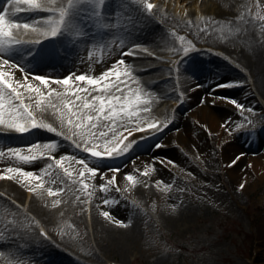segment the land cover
<instances>
[{
  "label": "rangeland",
  "instance_id": "obj_1",
  "mask_svg": "<svg viewBox=\"0 0 264 264\" xmlns=\"http://www.w3.org/2000/svg\"><path fill=\"white\" fill-rule=\"evenodd\" d=\"M97 1L74 0L66 20L68 38L72 40V46L75 47L74 49L80 53L85 61L90 58L89 47L91 44L93 48H97L101 43L106 46L105 52L107 53L104 62L108 63L113 62L112 55L109 56L108 54L112 50V45L114 49L116 48L120 52L121 49H126L134 42L157 43L148 38L136 39L140 41H133L132 39L122 47H116V44L112 43V39L109 37V27L111 22L119 21L120 14L116 11L110 12L109 7L105 9L103 20L107 30L104 37H102L101 33L96 30L95 13H93ZM129 1L136 3V0ZM177 1L160 0L161 10L167 9L168 5L174 6ZM211 1L180 0L186 6L180 7L182 10L178 11L179 18L175 20L178 21L179 27L188 24L187 27L196 37L195 41L199 40L198 35L205 31V26H207V29L211 27V20L206 16L213 14V12L208 14L198 13L194 16L196 17L194 20L191 17L184 18L182 15L185 16L188 9H195V3L199 6V10L205 11L204 4H210ZM238 1H240L238 8L241 7L242 12L240 9H237V12L238 14L241 13V17L245 14L244 17L246 16L252 24L251 32L258 35L255 30H260L264 34V0ZM16 2L20 3L22 0H15L13 5H16ZM137 2L141 4L143 10H147L142 0H137ZM91 5L92 9H90ZM36 12L37 10L33 11L34 17L29 23L37 22L39 17L52 15L51 12L46 10H42L40 14ZM246 18L244 21H246ZM184 28H179V31H189L187 29L183 30ZM172 32L170 31V34L166 36L167 40L170 39ZM208 33L210 32L208 31ZM185 41L187 47H190L189 41L191 42L192 39L188 38ZM193 44L196 45V43ZM201 45L212 51L220 52V45L213 44L217 46L215 50L207 44ZM181 47H184L183 44H180L179 49ZM196 49L197 47L189 51L182 59L189 56ZM210 50L205 51L208 56L214 57ZM181 53V51H178L174 55H180ZM145 54L147 53L145 52ZM224 54L227 57H225L226 59L232 60L230 54L227 52H224ZM147 59L151 60L152 58L148 57ZM192 61L193 58H188L179 73L193 82L202 83L201 80L194 78L188 69L187 64L192 63ZM169 63L165 58H161V67L156 63L159 66L157 74L164 70L162 67H170ZM234 63L238 64L239 68H236L240 70L242 68L241 64L245 66L249 61L241 59L240 61L234 60ZM242 69L246 71V68ZM139 71L146 74V67L143 66L142 69L137 70L138 73ZM244 71V74H240L237 79H234L225 76L221 66H216L210 70L214 85V91L211 94L231 99L246 94V100L249 102L242 103L245 107L240 109L238 114L232 113L231 116H228V119L220 121L221 128H223L220 133L217 132L216 134L209 127V123L203 119L204 109H201L200 103L197 101L193 105H184L183 103L180 106L181 108H178L176 116L179 112L191 122L193 133L196 135V139L191 138L194 139L193 145L190 139L189 142L183 140L182 134H185V130L182 123H176V120H174L171 127H166L159 136L154 137L150 141L151 143L147 142L145 146L150 143L148 147H142L143 142L135 155L126 157L123 165L92 163L82 155L79 146L71 143L72 148L69 151L72 156L85 159L90 163V166L101 171L108 169L123 170L135 164L137 159L153 155L150 161L153 169L156 170L159 167L162 172L168 173L165 177L166 180H154L149 174L145 175L144 171H141V174L135 173L133 176L136 179L130 181V188H125L121 186V181L124 179L121 180L118 172L115 173V181L107 193L100 189V192L103 193L101 200L104 195L108 198L107 194L110 197L117 196L123 199L126 206L131 208L130 211L133 214L136 212H143L144 214V220L131 237L132 239L130 241L125 239L128 238V233H124L122 236L123 249L115 246H104L99 231L101 228L95 226L93 230L87 218H84V215L82 217V212L86 209L87 203L90 202L89 198L95 200L99 185L107 182L100 173H97L94 179L90 178L89 180L94 189H89V191H92L91 196L88 195L87 191L82 192L80 190L82 186L75 176L62 183L63 194L66 197L64 204L57 211L54 218H46L48 221L43 223L51 238L41 236L47 240L41 238L38 240L32 237L30 233L23 232L20 227L22 217L19 218V213L14 210L16 207L12 208L0 202V264H59L61 253L69 256L67 258L70 261L67 264H107L112 261L121 264H264V174L256 171L254 164H257V162L252 161V159L256 160L263 156L262 147L264 145L261 143L254 149H250V141L245 138L248 133L253 134L255 138L264 136V99H261L255 92L256 89L252 86L251 80ZM173 75L174 71L162 77L160 76V78H171L162 88L165 87L169 90L170 86L174 85L173 77H171ZM237 80H239V83L234 84V86H223L228 82ZM218 85L224 88L219 89ZM259 86L264 89V81H261V79H259ZM132 87L135 88L136 85H132ZM202 90L203 86L200 91ZM219 90H229V92ZM259 93L261 92L259 91ZM96 94H98L97 91L91 93V95ZM119 94L127 97L126 91H121ZM169 98L170 95L164 97L159 95L153 99L150 98L148 103L144 105V109L138 113V116L145 118L151 112L145 118V121L155 117L152 110L146 109L154 103L153 100H157L158 104L166 105ZM28 102L30 103L29 100ZM158 108L165 110L170 106H159ZM195 108H198V111L195 112L196 115L192 113ZM166 112H168L167 109L162 116H165ZM169 121L171 122V118ZM142 122L143 120L139 123ZM105 123L110 122L105 121ZM133 123L136 122L133 121ZM238 124L240 127H237ZM130 126L132 127V124L126 122L121 131ZM4 133L10 134L11 131L0 130V136H4ZM241 136L244 137L243 145L241 144L239 149L225 153L224 156L226 145ZM170 139L171 142L168 143ZM36 140L38 141L39 137L33 135L15 143L27 145ZM206 141L210 143V148L205 149ZM4 144L0 141V147ZM171 150L178 153H173ZM61 152L63 151L56 150V147L51 149V154L55 156ZM166 157L169 160H174L175 163H161ZM237 158L238 162L233 165L232 161ZM236 167L240 170H238L239 174H232L231 171ZM169 174L172 175L170 181H168ZM107 176L111 177V175ZM241 179H243L240 183L244 184L243 189L238 184V180ZM166 184L171 185V187L165 188ZM175 192L179 205L176 213H173L168 209L167 201L168 197ZM145 196H147V199H145Z\"/></svg>",
  "mask_w": 264,
  "mask_h": 264
},
{
  "label": "bare ground",
  "instance_id": "obj_2",
  "mask_svg": "<svg viewBox=\"0 0 264 264\" xmlns=\"http://www.w3.org/2000/svg\"><path fill=\"white\" fill-rule=\"evenodd\" d=\"M157 1V0H155ZM154 1V2H155ZM211 1V0H210ZM61 2L66 3V0H61ZM240 1L238 0H212L210 4H204V7H206L205 11L199 10L198 5L196 3L194 4L195 9L191 8L188 9L185 13L186 15H182L184 18L191 17L193 20L196 18L195 15L203 14V13H210L213 12V14H209L206 17L211 20V27L208 28L205 31H202L198 35V41H195L196 37L194 36L193 32L189 30L190 28L187 27L188 24H183L179 27L178 21L175 20L179 18L178 11L182 10L180 7L186 6L185 3H181L180 0L174 3V6L168 5L167 9L157 11L156 15H151L150 12L147 13L145 10H143L140 3L137 2H130L129 0H105L104 4V14L105 16V9L109 7V11H116L120 14L119 21L111 22L110 25V39H112V43L116 44V47H122L127 42L131 41L133 39H150L155 43L154 46L149 45L148 43L144 42L146 48H160L161 45L167 46V38L166 36L170 34V31H173L171 33V36H184L186 37V40L188 38L192 39L191 44L196 43L197 45L201 44H207L211 47H213V50L217 49L214 45H220V52L212 51L211 53L214 54V57L208 56V53L206 51H198L192 56L188 58H193L192 63L187 64L188 69L191 71L194 78L199 79L202 81V83L198 82L193 84L194 86L197 84H202L203 90L200 91V89H191L188 83L192 82L188 80V78L185 77V75L179 73L182 68L177 73V76L175 79H173L174 85L182 84L187 90L183 92L185 99L184 105H193L194 102L200 103L201 109H204L203 111V119L206 120V122L209 123V127L214 130L217 134L221 132L223 128H221L220 121L228 119V116H231L233 114H238L240 111V108H238L235 104L231 103L229 99H223L228 98L225 96H219V95H213L211 92H213V78L212 73L210 70L212 68H215L216 66H221L223 68V74L228 77H233L234 79H237L240 74L243 73L242 68H246L245 74L248 75V78L251 80L250 83L252 86L256 89L255 92L261 97V99L264 95V89L260 88L259 86V79L261 81H264V34L260 30H255L258 35H255V33H252L250 29H252V24L247 20L245 14H243L244 19L246 18V21L244 19H241V13L238 14V10L240 9L242 12V8H238V4ZM165 4V3H164ZM157 5H160V2L158 0ZM167 6V5H166ZM15 7L12 5H9L8 0H0V12L5 11L6 9H9V15L11 19L19 20L21 17H26V15H19L16 11L12 10ZM90 9H92V5L90 6ZM96 7H94L95 13ZM91 14V13H89ZM241 19V20H240ZM240 20V22H238ZM39 21V20H38ZM199 24V23H198ZM186 27V28H184ZM179 28H184L183 30H189V31H179ZM107 30V27L105 26V32ZM210 32L207 34V32ZM175 33V35H174ZM212 33V34H211ZM252 33V34H251ZM21 34V33H20ZM58 41H65V29L62 28L60 34L55 39ZM55 40H51L52 42ZM109 40V38H108ZM140 41V40H136ZM135 44H141V42H134L130 45ZM214 44V45H213ZM92 45V44H91ZM90 45V58L85 61L82 56H80V53L76 50H70L71 54L66 60H59L56 63H48V62H34L33 60H27L23 56V51L26 49H29V45H10L6 49H0V55L7 57L10 59V61L15 62L19 64L26 72L28 71H34L36 72L35 75H47L53 78H60L62 75L68 76L72 73H86L89 75H95L99 76L103 73L104 70L112 68L114 66V61L120 59L121 54L124 52L125 49H121L120 52L114 49V46L112 45L111 52H108L109 56L112 55L113 62H104L105 57L103 53L100 50V46L97 48H93V46ZM156 46V47H155ZM178 49H175L177 51ZM136 55H127L124 56V59L127 61V64H131L135 67L133 69V72L131 73L135 77H139L140 85L143 87L144 92H150L154 93L155 95H149L147 98L141 101V104L139 107L143 110L144 105H146L150 98H154L155 96H165L168 91L167 88H162L166 85V83H163V80L160 81L159 74H157L158 68H154L151 72L145 74L137 72V70H140L144 67H150L153 66L154 63H141V61H145L146 58L149 56L145 53H142L143 50H136ZM224 52H227L232 56V60L226 59V55ZM221 53V54H220ZM200 54V55H199ZM243 55V56H242ZM226 57V58H225ZM187 58V59H188ZM186 59V60H187ZM241 59L248 60L249 63L245 66L241 64V69L239 70V66H237L239 62L234 63V60L240 61ZM138 61V62H137ZM137 63V64H136ZM238 67V68H236ZM121 71L126 70V65L120 66ZM137 69V70H136ZM69 71V72H68ZM256 74V75H255ZM16 78L17 79H23L22 74L20 70H16ZM115 80V77L112 78ZM121 79L127 81L128 77H121ZM112 81H110L111 83ZM82 84H86V82H81ZM215 84V83H214ZM135 85V83H133ZM170 86V87H174ZM55 86V85H54ZM88 87L87 85H85ZM121 85V89H122ZM93 88L96 87L97 92L98 89L103 88V85L100 86H92ZM222 89V88H219ZM115 91V89H113ZM219 91H225L229 92V90H219ZM259 91L261 93H259ZM232 92V91H231ZM93 93V92H92ZM119 92H116L118 94ZM198 93H201L200 95H197ZM263 94V95H262ZM247 95L241 94L234 98V100L238 101L240 104L249 103L246 100ZM35 97L29 98L30 101L34 99ZM152 102V101H151ZM149 102V103H151ZM153 104L149 107L151 108H145L146 110H155L156 113H161V110L158 109V101L153 100ZM47 103V102H46ZM55 103V101H54ZM157 103V104H156ZM227 107V108H226ZM135 110V109H134ZM196 111H198V108L194 109V115H196ZM171 114V113H170ZM169 114V115H170ZM38 117H41L43 120L47 121L48 123L53 124V126L59 129L61 127V117L59 109L53 110L49 108L48 111H45L43 113H40L38 111L37 113ZM177 119L176 123L181 122L183 125V128L185 130V134H182L183 140L186 142H189V139L191 140V144L193 143V140L196 139V135L193 133V128L191 127V122L187 118H184L179 112L177 113ZM160 118V117H159ZM65 119V125H66V119ZM200 121V119H199ZM165 127V125H164ZM40 128V129H39ZM0 129H3V126H0ZM67 132V128L64 129ZM31 133V135H36L39 137V140L34 141L33 143L27 144L32 145L36 143L41 144H47L49 142L55 141L56 143H62L61 146H56V150L63 151L59 154L52 155L55 157H59L60 155H71V152L69 149H71V145L67 141H64V137H56L54 131H51L49 129L43 128V127H34L31 130L28 131V133ZM27 133V134H28ZM30 135V136H31ZM21 136V134H19ZM29 137V136H28ZM143 138L144 144L142 147H148L150 145V141L153 140L152 134L144 133V134H137L135 135L134 141ZM177 137V136H176ZM27 138V137H26ZM55 138V139H54ZM62 138V139H61ZM180 137V139L182 140ZM194 138V139H191ZM243 138L244 137H238L235 138V141H231L229 144L226 145L225 153L231 152L233 150H236L237 148L243 145ZM250 141V149H254L255 147L261 145V143L264 145V136L260 138H255V136L251 133H248V135L245 137ZM25 139V138H24ZM54 139V140H52ZM0 141L5 143L3 146L0 147V150H6L7 148L11 147H21L26 145H19L14 144V138L8 137V136H0ZM143 142H139L138 144L141 146ZM147 142H150L147 146L145 144ZM171 142V139L168 141V143ZM209 142L206 141V147H209ZM193 145V144H192ZM262 154L263 156H260L256 160L252 159V161H256L257 164H254V167L256 168V171L264 174V147H262ZM158 152V151H157ZM156 152V153H157ZM171 152H175L176 154L178 152L171 150ZM155 153V154H156ZM25 154H27V149L25 148ZM261 154V155H262ZM227 155V154H226ZM90 158V157H89ZM87 158V160L92 161L91 159ZM151 158H153V155H147L142 158H139L135 161V164L130 165L123 170L120 169L119 176L122 179L121 186L125 188H130V181L126 177V173H131L132 175H135V173H140L141 171H144L145 168H147L149 165H151ZM53 161L48 157H42V158H36L32 161H24V160H12L11 157L7 155L5 152L4 157L2 158V165H8L11 164L12 166H20L24 167L26 170H34L37 171L38 174L42 177L44 180V190H45V199H41L40 197H37L34 193L29 192V196L26 195L27 189L23 186L22 183H20L18 180H11V179H5L0 178V202L5 203L9 205L10 207L14 208L16 212H18V216L21 218V223L28 224L31 227L30 228H24L21 227L22 231L25 233H30V235L38 240L40 238L42 240H45V238L40 237L39 234H37V226L33 224V220H39L40 223H45L48 219H52L57 215V211L61 209V207L64 204V200L66 197H64L63 192L61 193H53L48 194L47 188L48 187H62V183L60 182L61 179L63 180V183L65 180H68V176H63L60 179H56L55 173L58 171V166L53 169H47V171L41 172V169H46L47 164L52 163ZM67 166V165H66ZM93 167V166H92ZM239 169H233L231 173L239 174ZM0 171H3V166H0ZM71 171V169H70ZM99 173V172H98ZM149 176H151L154 180H166V174L167 172H162V170L157 167L156 170H152L148 172ZM107 175H113L109 172H107ZM116 176V174H115ZM164 176V177H162ZM55 179L56 183L53 184L50 181ZM172 179V175H168V181ZM242 180H238V184L242 183ZM119 188V187H117ZM6 193V194H3ZM97 195L95 197V200L93 198H89L92 200V209H91V224L92 229L94 230V227L97 226L101 228L99 231L101 232V238L103 239L104 246H112L117 248H122V236L124 233H128V241H130L132 236L136 233V231L139 228V225L144 220V214L142 213H135L133 214L130 211V207L126 206V203L123 201L122 198L117 196H109L108 194L102 198L101 196L103 193L100 192V188L97 189ZM107 193V192H106ZM112 194V193H111ZM54 199H59L61 203L59 204H52V201ZM109 200L110 203L108 205H105L102 201L103 200ZM145 199H147V196H145ZM28 201V202H27ZM178 197L176 192L168 197L167 206L168 209L176 213V210L178 208ZM85 211L82 212L85 216ZM102 211H110L112 216L115 219H121L125 220L124 225H118L112 222V220L104 217L102 215ZM130 221V223L128 222ZM36 229V230H35ZM57 246V244H55ZM116 248V249H117ZM65 256L64 253H61L60 260L58 261L59 264H67L70 259H68Z\"/></svg>",
  "mask_w": 264,
  "mask_h": 264
},
{
  "label": "snow or ice",
  "instance_id": "obj_3",
  "mask_svg": "<svg viewBox=\"0 0 264 264\" xmlns=\"http://www.w3.org/2000/svg\"><path fill=\"white\" fill-rule=\"evenodd\" d=\"M8 2L9 5H12L14 0H8ZM103 2L104 0H100L101 5ZM24 3L29 9L47 10L52 15L42 17L38 22L29 23L11 19L9 9L0 12V49H6L10 45L24 41L40 42L47 37L58 35L61 29L65 27L70 8L72 7L71 0H66V3L61 2V0H24ZM142 3L149 12L157 13V5L152 0H142ZM12 10L18 11L16 8ZM241 19H244V17H241ZM205 30H207V26H205ZM20 33L25 35L32 33L38 38L23 39ZM179 39L181 44H183L186 37L180 36ZM189 44L190 47H181L180 51L183 54L195 49L194 44H191L190 41ZM136 50L148 51L141 44L125 49L120 59L114 61V66L104 70L98 77L86 73H72L63 78L30 74L19 64L0 55V126H3L4 131L16 130L22 133L37 126L57 132L58 128L38 117L37 112L43 113L48 111L49 108L53 110L58 108L61 117V127L59 129L61 136L67 135L68 139L95 157L115 156L127 152L135 141L124 143L123 147H121V142L124 139L121 129L127 122L132 124V130L134 131L136 123L141 120L138 116V113L142 110L139 107L141 101L149 95H155L154 93L143 91L139 77L131 74L133 72L132 65L127 64L124 59V56L136 55ZM121 65H126V70L123 72L120 69ZM16 70H20L23 79L16 78ZM113 77L117 79L113 80ZM121 77H128V79L125 81L120 79ZM110 81L112 82L110 83ZM81 82H86L88 86L103 85V88L98 89V94L91 95L97 89L86 87ZM133 83L136 85L135 88L132 87ZM236 83L239 82H229L223 86H234ZM121 85H124L123 89H121ZM121 91H126L127 97L123 94H116V92ZM32 97L35 98L29 103L28 100ZM223 99H229L231 103L240 109L245 107L234 99ZM65 117H67L66 125ZM105 121L110 123H105ZM133 121L136 123H133ZM160 124H166V122H144L145 127L154 130H162L158 127ZM237 127H240V125L238 124ZM65 128H67V132L64 130ZM55 147L56 142L52 141L47 144L36 143L0 150V166H3V171H0V178L18 180L29 192L34 193L41 199H45L44 180L37 171L26 170L24 167L12 166L11 164L2 165V158L5 152L12 160L32 161L36 158L48 156L53 162L47 164V168L41 169V172L58 166V171L55 173L56 179H60L65 175L70 179L75 176L82 186L80 190L82 192L87 191L89 196L92 195V191H89V189L94 190L89 180L90 178L94 179L99 172L107 181L99 185V188L104 192L109 191L110 186L115 181V172L119 171V169L101 171L96 167L90 166V163L85 159H78L72 155H60L57 158L51 155V149ZM25 148L27 149V154H25ZM237 162L238 158L234 159L232 164L235 165ZM161 163L174 164L175 161L166 157ZM152 170H154L153 166L149 165L144 169L145 175ZM109 171L113 173L111 177L107 176ZM126 177L129 181L136 179L131 173H126ZM50 182L55 184L56 180L53 179ZM60 182L63 183V180L61 179ZM170 187L171 185L169 184L165 185V188ZM240 187L243 189L244 184H240ZM46 191L48 194L61 193L64 188L48 187ZM102 202L105 205L110 203L107 199ZM59 203H61L59 199L52 201L53 205ZM102 215L112 220L115 224H125V220L115 219L110 211H102ZM128 222L130 223V221ZM33 224L40 225V221L33 220ZM20 227L30 228L31 226L22 223ZM37 234L51 238L49 231L42 225L39 227Z\"/></svg>",
  "mask_w": 264,
  "mask_h": 264
}]
</instances>
